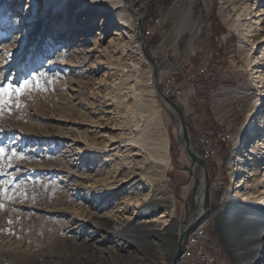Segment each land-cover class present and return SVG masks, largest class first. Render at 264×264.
Listing matches in <instances>:
<instances>
[{
  "label": "rangeland",
  "instance_id": "374dc122",
  "mask_svg": "<svg viewBox=\"0 0 264 264\" xmlns=\"http://www.w3.org/2000/svg\"><path fill=\"white\" fill-rule=\"evenodd\" d=\"M10 1L0 0V12ZM122 1V15L130 22L118 30L93 9H83L78 0H67L62 8L43 0H18L13 5L18 15H33L23 26H14L13 9L5 12L3 27L11 15L12 20L0 32V44L11 35L22 44L15 42L19 48L8 55L0 50V87H19L27 80L30 88L0 98L7 100L0 102V147L6 150L0 159V264H171L181 219L191 212L177 198L191 197L197 203L194 210H201L202 168L179 143L178 117L154 88L129 8L140 13L138 34L157 64L159 88L175 99L192 148L204 154L209 198L203 218L209 220V251L216 264H238L235 243L243 244L248 237L236 234L232 242L229 231L240 217L231 222L221 211L225 194L236 192L241 176L234 156L249 144L251 132V117L235 95L248 84L249 92L259 94L252 79L256 68L263 69L257 66L264 43L257 38L256 16L234 29L225 15L234 17L244 4L262 9L264 0H196L191 22L198 30L190 47V30L174 42L178 22L171 8L177 0ZM67 4L72 9L66 10ZM260 22L264 28V18ZM119 41L124 44L118 49ZM155 47L161 52L154 53ZM4 58L12 62L6 64ZM259 108H264V96ZM204 123L229 151L225 161L219 152H210L217 145L201 141L207 132ZM13 150L17 155L9 161ZM259 161L264 170V159ZM184 166L189 169L179 171ZM251 170L244 177L246 192L256 179ZM186 179L190 187L180 188L177 196L173 185ZM257 188L262 201L264 189ZM152 201L155 209L140 216L163 215L147 226L160 232L169 226L163 236L148 233L126 240L108 233L99 243L87 237L96 223L113 230ZM149 241L158 244L156 253Z\"/></svg>",
  "mask_w": 264,
  "mask_h": 264
},
{
  "label": "bare ground",
  "instance_id": "6f19581e",
  "mask_svg": "<svg viewBox=\"0 0 264 264\" xmlns=\"http://www.w3.org/2000/svg\"><path fill=\"white\" fill-rule=\"evenodd\" d=\"M43 1L45 5L47 6L51 5L54 8H62V6L64 5L63 3L66 2L67 0H43ZM78 1H79V4H82L85 7L83 9H86V10H88L89 8L93 9L94 13H97L98 15L100 14V16L104 18L103 21L106 23V25L111 23V25H114V27L117 28L116 30L129 26L130 20L124 18V16L122 15V11L125 10L122 0H78ZM185 1H186V5L184 8H182L180 5L182 2H185ZM195 1L196 0H177L172 5V8H171V13L176 14L174 18L177 20L176 23L178 22V25H176V27L174 28V34H175L174 42L181 36V34L185 30H190L192 32V36L190 38L189 47L191 43L193 42L194 32L198 30L196 25L191 22L192 6ZM200 1L205 4L207 0H200ZM17 2L18 0H11L9 4L5 6L4 10L0 12V23L2 21H5L6 17L8 16L7 13L9 12V9L15 8L13 7V5L16 6ZM227 2H230V0H223V3H227ZM261 2H262L261 6L260 5L259 6L261 8L263 7L262 9L255 10L252 7V5L244 4V5L239 6L240 7L239 11L236 10L234 17L230 16V14L227 13L225 15V19H226V23L229 25L230 28L238 29L239 26L242 27L246 23L251 22L252 18L256 16L254 17L255 22H256V32L258 30L260 31L258 32L257 38L259 39V41H262L264 43V39L262 36V31H264V28L259 26L260 23H263L260 21H263V18H264V1H261ZM68 4L66 5V7H68L66 10L72 9L68 6ZM40 6L42 7V4H40ZM79 6L80 5H78V8ZM79 9L81 11V8ZM6 11L7 13L5 14ZM70 13L72 14V12ZM12 14L15 15L13 17L15 18V20L13 21L15 23L13 24H16V25L14 26H17L19 22H21L19 26H23L26 24L25 22L29 20L31 21V19H33V15L29 12H25L24 15H21V14L18 15V11L16 9H13ZM11 16L9 17L8 21L12 20ZM55 16H57V14ZM7 22L5 23V26L3 28H0V32H2L3 29L7 26L8 24ZM64 24H65L64 28H67L68 23H64ZM64 34L65 33L58 34V36L64 35ZM7 38L9 40L11 39L12 42H9V40L7 39L5 41L6 43L3 44L2 42L4 41H2L1 42L2 44H0V46H3L2 48H0V50L1 51L4 50L2 51V54L4 55H8L9 54L8 52H10L11 49L19 48L15 45V42L18 43L19 45L22 44L19 39L13 37L12 35ZM123 41H119L120 45L118 44L119 46L118 49L120 48L121 45L123 46L124 44ZM157 52H161V50H159L158 47H155L154 53H157ZM259 56L261 58H260V61L258 62L257 67H263V69L256 68L254 71L255 72L254 79H252L253 80L252 82H254L258 87L257 91L259 92V94L257 92L256 93L249 92L250 85L248 84V85L242 86V88L237 87L239 89H237V93L235 95L236 97L235 101L239 104L241 110L245 112L248 117L249 116L251 117L249 121L251 125L250 126L251 132L247 133L249 134L248 135L249 144H247V146L240 148V151L243 154L237 152L234 156L235 157L234 165L237 166L238 174H241V176L238 178L239 182L235 188L236 192L232 195L225 194V197L223 199V201L225 202V206L222 208V211H221V214L226 213L229 215V218H231L230 219L231 222L236 220L234 219V216L240 217L238 220H236L237 222L235 226H233L235 223L234 224L232 223L231 228L233 227L232 228L233 230L230 229L229 231L228 237L232 242L235 241L234 238L236 234H239L242 237L244 236L248 237L247 239H245V242L243 244H240L241 242L240 240L237 242L239 244L235 243V245L237 246H235L234 250H235V255L237 257V260H238V264H264L261 262L262 254L264 252V239H263L264 237V199L260 201L259 200L260 198L256 194L257 189H258L257 185H261V187L264 189V170L263 168H261L260 161H259V158L264 159V108L263 110H261V108L256 109L259 104V101L264 96V92H263L264 91V50L260 52ZM11 62L5 61V58H4V63L9 64ZM179 131L181 134V130ZM250 141L252 143H250ZM257 154H258V157H256ZM249 166L253 167L252 170L250 169ZM250 170L255 174L256 179H255V183L253 187L251 188V191L246 192L243 189H244V184H245V178L247 176V173ZM239 187H240V190L237 189ZM200 188H201L200 194H202L204 189L201 183H200ZM200 196L201 198L203 197V195H200ZM203 201L201 200L200 205H199L201 208L204 207L205 205ZM155 205H156V202L154 201L150 203L146 202L145 204L141 205L139 209L135 210L131 219H128V221H126L125 223L122 222L120 226L118 225L119 227H114L113 230H109L105 228L103 225L96 223L95 224L96 228H94L93 231H91V233L87 234V237L89 238V240H91V243L93 242L99 243L101 241H104V238L107 237L108 233L112 234V236L114 237H119V238L124 237L126 238V240H128L127 238L129 239L133 238L134 240H136L137 237L141 238L143 237L144 234H148V233L156 234L157 236H163L164 233H167L169 231L170 229L169 226L166 227L161 232L156 230L157 229L156 227H147L149 225H154L155 222H157L159 218L162 217L163 215L159 214V215H152V216H145V217L140 216L142 212H149L155 209ZM137 214H139V217H137V219L136 218L134 219V217ZM138 219H140L139 220L140 222H137ZM138 223H142V224H138ZM226 225H224L225 226L224 228L228 226ZM193 235H194V228H191L187 232L185 238H193ZM147 244L150 245L151 249H153V252H155V249L158 247V244L154 243L153 241H149ZM86 246H90V244L86 243ZM209 250L210 249L205 250L204 258L200 259V264H214V258L212 256V253L210 252L211 250L210 251ZM80 253L84 254L85 257L89 255V253L87 252V249H82ZM184 256H185V249H181L177 256L176 264H184V259H183Z\"/></svg>",
  "mask_w": 264,
  "mask_h": 264
},
{
  "label": "water",
  "instance_id": "95a60500",
  "mask_svg": "<svg viewBox=\"0 0 264 264\" xmlns=\"http://www.w3.org/2000/svg\"><path fill=\"white\" fill-rule=\"evenodd\" d=\"M126 2V1H125ZM135 15V36L137 39L138 44L140 45L141 52L145 59L149 62L152 68V82L154 85V88L156 92L158 93L161 101L170 107L177 115L178 120H177V131H178V138H179V143L181 147L186 151L188 154L189 158L192 160V163H199L200 167L202 168L203 171V183L205 187V205L204 207L201 208L199 211H194L193 215L191 218L186 217V219L181 222L179 225V231H178V238L177 242L174 245V248L172 250V260L171 264H176V259L179 254L182 242L184 237L186 236L187 232L201 219L203 218L205 211L208 208V198H209V185H208V175H207V167L205 163V158L203 153H198L195 149L192 148L190 142H189V133L188 130L185 126L184 122V115L181 110V108L170 98H168L165 93L159 88L158 83H157V64L155 60L150 56L149 53L145 50V47L143 46V42L138 34V23L140 19V15L136 10H133L129 8ZM181 130V134L180 131ZM190 221V222H189Z\"/></svg>",
  "mask_w": 264,
  "mask_h": 264
},
{
  "label": "built area",
  "instance_id": "2783aa9c",
  "mask_svg": "<svg viewBox=\"0 0 264 264\" xmlns=\"http://www.w3.org/2000/svg\"><path fill=\"white\" fill-rule=\"evenodd\" d=\"M202 142L207 143V146H213L205 135H202ZM206 146V147H207ZM215 146V144H214ZM204 151L208 152L207 149ZM214 148L210 150L213 153ZM209 220L206 218H201L192 228H194L193 238H185L183 239L182 245L180 249H185L184 256V264H200V259L204 258V252L206 249H211V240L208 236L207 226ZM214 258V257H213ZM214 264H216V259L214 258Z\"/></svg>",
  "mask_w": 264,
  "mask_h": 264
},
{
  "label": "snow or ice",
  "instance_id": "6c2138e0",
  "mask_svg": "<svg viewBox=\"0 0 264 264\" xmlns=\"http://www.w3.org/2000/svg\"><path fill=\"white\" fill-rule=\"evenodd\" d=\"M30 88V82L29 81H24L23 84H21L19 87H15L13 88V86L11 84H9L7 87H0V98H4V97H10V94L12 92H15L18 96L21 95L24 91L28 90ZM0 102L2 103H7L6 99H0ZM5 148L0 147V159H2L5 155ZM17 153L15 150L12 151V156L9 157V161H11L12 158L16 157ZM23 157H21L22 159ZM7 183V182H5ZM3 194L5 196H7V188L3 189ZM9 199H11V197H9ZM0 207H3L2 205H0Z\"/></svg>",
  "mask_w": 264,
  "mask_h": 264
},
{
  "label": "flooded vegetation",
  "instance_id": "af4514ba",
  "mask_svg": "<svg viewBox=\"0 0 264 264\" xmlns=\"http://www.w3.org/2000/svg\"><path fill=\"white\" fill-rule=\"evenodd\" d=\"M187 169H189V167H187V166H184V168L182 169V170H180L179 169V171H185V170H187ZM192 178H193V176H192ZM174 180V177H170V179H169V181H170V183H171V181H173ZM192 185H193V183H192ZM191 185V186H192ZM190 187V180H182V181H178V182H176L174 185H173V190H174V192H175V194L177 195V196H179V190H180V188H183V187ZM188 197V196H187ZM180 199H178L177 198V201L183 206V208H184V210H185V208H187V209H189V210H191V212H189L187 215H183V218L181 219V221H183V220H185L186 219V217L188 218V220H189V218H191L192 217V215H193V213H194V206H195V203L196 202H194V201H192V199H191V197H189V198H182V197H179ZM196 205H197V203H196ZM198 206H199V204H198ZM196 207V206H195ZM201 208V207H200ZM190 222V221H189Z\"/></svg>",
  "mask_w": 264,
  "mask_h": 264
},
{
  "label": "trees",
  "instance_id": "16d2710c",
  "mask_svg": "<svg viewBox=\"0 0 264 264\" xmlns=\"http://www.w3.org/2000/svg\"><path fill=\"white\" fill-rule=\"evenodd\" d=\"M215 52H216V54H219V50H215ZM170 99L175 101V99L173 97H170ZM202 127H204V130L207 131L205 137L207 138L209 143H211V144L214 143L215 145H217V148L214 149L213 152H219V155H220L219 159L222 161H225L226 157L228 156L229 151L226 150L224 145H221L222 143H221L220 139L219 138L216 139L214 134L212 132H210V130L212 129L211 125L204 123L202 125Z\"/></svg>",
  "mask_w": 264,
  "mask_h": 264
}]
</instances>
